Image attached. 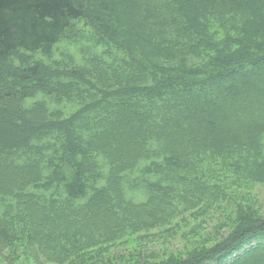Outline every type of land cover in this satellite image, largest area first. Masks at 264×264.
Wrapping results in <instances>:
<instances>
[{
    "label": "trees",
    "instance_id": "trees-1",
    "mask_svg": "<svg viewBox=\"0 0 264 264\" xmlns=\"http://www.w3.org/2000/svg\"><path fill=\"white\" fill-rule=\"evenodd\" d=\"M82 20L93 44L56 60ZM0 64V264H113L264 185V0H0ZM233 211L152 264H264V218Z\"/></svg>",
    "mask_w": 264,
    "mask_h": 264
},
{
    "label": "rangeland",
    "instance_id": "rangeland-1",
    "mask_svg": "<svg viewBox=\"0 0 264 264\" xmlns=\"http://www.w3.org/2000/svg\"><path fill=\"white\" fill-rule=\"evenodd\" d=\"M93 39L85 20L75 22L55 48L54 58L58 60L67 57L68 54L75 55L81 48L90 47L93 44ZM39 59H41L39 55L25 54L16 57V60L12 62L10 61L9 65L18 66L23 62L32 64ZM3 65L0 64V71L6 70V65ZM10 80L11 78H9ZM9 85L7 83L4 88ZM227 193L232 195L226 199L201 203L192 210L190 216L187 212L177 217L176 221L185 219L186 224L184 222L181 224L182 226L175 228L171 224L172 228L166 229L171 230L170 232L162 230L144 237L134 235L126 241L128 245L110 249L108 254L116 257L122 256L121 259L114 260L116 264H152L170 258L179 259L191 250L213 245L216 239L224 236L230 225H227L231 220L229 218L235 214L233 211L235 204L243 212L245 210L251 212L249 214L254 217L264 218V185L251 184L246 188H237ZM232 196L235 203L233 205L229 200Z\"/></svg>",
    "mask_w": 264,
    "mask_h": 264
}]
</instances>
